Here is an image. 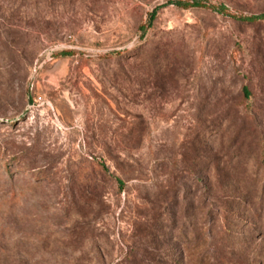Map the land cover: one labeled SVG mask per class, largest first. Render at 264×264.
Listing matches in <instances>:
<instances>
[{"label":"rangeland","instance_id":"obj_1","mask_svg":"<svg viewBox=\"0 0 264 264\" xmlns=\"http://www.w3.org/2000/svg\"><path fill=\"white\" fill-rule=\"evenodd\" d=\"M263 15L0 0V264H264Z\"/></svg>","mask_w":264,"mask_h":264},{"label":"trees","instance_id":"obj_2","mask_svg":"<svg viewBox=\"0 0 264 264\" xmlns=\"http://www.w3.org/2000/svg\"><path fill=\"white\" fill-rule=\"evenodd\" d=\"M197 5H203L201 2H198ZM262 19H264V15L262 16ZM248 21H256L258 20L257 17H250V18H247ZM240 97H241V103L244 104V111L246 113H248V115H252L253 114V108L251 109L250 107H248L247 105V102L249 100H251L252 98V91L249 87H247L246 85L242 86V89H241V93H240ZM250 109V110H249ZM250 117V116H249ZM264 152V146L262 145L261 146V154ZM96 170L101 172V173H106V169H105V166L102 162H99L98 165L96 166Z\"/></svg>","mask_w":264,"mask_h":264}]
</instances>
